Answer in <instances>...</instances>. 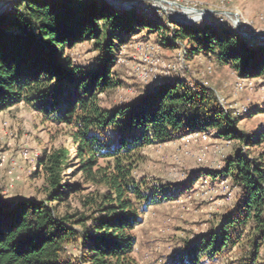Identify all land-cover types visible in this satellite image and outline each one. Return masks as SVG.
I'll use <instances>...</instances> for the list:
<instances>
[{
	"label": "trees",
	"instance_id": "1",
	"mask_svg": "<svg viewBox=\"0 0 264 264\" xmlns=\"http://www.w3.org/2000/svg\"><path fill=\"white\" fill-rule=\"evenodd\" d=\"M11 5L0 15V112L24 104L43 122L63 125L69 142L44 151L37 163L45 184L41 200L0 198V264H139L132 254L142 213L179 192L156 189L135 174L145 158L143 149L187 131L208 130L237 142L216 175L231 181L235 199L214 217L206 235L185 241L166 264L215 263L232 249L238 253L235 264H264V151L250 156L241 148L264 142V101L234 115L212 90L180 78L150 85L111 107L99 97L124 85L118 52L141 32L159 34L164 46L182 43L186 57L211 58L243 81L260 78L263 83L264 42H251L219 24L169 27L155 13L116 9L104 0ZM84 42L95 52L91 65L71 55ZM241 120L250 122L249 131L239 129ZM66 172L70 179L80 173L83 183L95 187L83 204L100 215L76 217L57 210L56 204L81 187L67 185Z\"/></svg>",
	"mask_w": 264,
	"mask_h": 264
},
{
	"label": "rangeland",
	"instance_id": "2",
	"mask_svg": "<svg viewBox=\"0 0 264 264\" xmlns=\"http://www.w3.org/2000/svg\"><path fill=\"white\" fill-rule=\"evenodd\" d=\"M164 1L168 3L141 0L135 7L125 10L136 9L150 17L155 13L169 27L173 23H212L235 29L233 21L238 20L242 30L253 36L246 39L264 42V0ZM11 4L3 12L9 11ZM184 8L193 12L186 13ZM187 18L195 19L183 21ZM158 35L141 32L120 47L116 63L124 85L111 93L100 94L103 106L127 103L150 85H159L168 78L185 79L190 85L199 84L212 90L221 107L234 115H243L249 106L261 105L264 101V83L260 78L243 81L228 66L219 65L211 58L201 55L186 57L182 43H178L177 48L164 46ZM71 55L78 63L91 65L95 52L89 42H84L77 45ZM258 118V121L262 119ZM249 123L241 120L239 129L249 131ZM66 131L63 125L43 122L33 109L21 103L0 112L1 199L12 202L44 197V178L41 173H36L37 163L44 151L69 142ZM193 132L197 131H187L171 142L143 149L145 158L135 174L145 177L156 189L172 187L179 192L173 193L169 200L149 205L142 213L141 222L134 231L132 254L139 264L168 263L181 251L185 241L192 242L206 235L211 221L216 219L214 217L231 206L235 199L236 188L231 181L216 175L237 147V142L218 137L215 130L205 131V139L188 138ZM241 148L245 153L250 151L251 156L264 151V142L256 147ZM66 174L67 185L81 183V187L69 194L65 201L56 204L57 210L76 217L100 215L95 207L83 204L86 195H94L95 187L83 183L80 173L73 179H70L72 174ZM100 191H103L102 187ZM87 223L91 220L88 219ZM70 252L75 254L76 249L70 247ZM237 255L236 249H232L221 261L203 260V264H235Z\"/></svg>",
	"mask_w": 264,
	"mask_h": 264
},
{
	"label": "water",
	"instance_id": "3",
	"mask_svg": "<svg viewBox=\"0 0 264 264\" xmlns=\"http://www.w3.org/2000/svg\"><path fill=\"white\" fill-rule=\"evenodd\" d=\"M16 0H3L1 3H0V14L3 12V10L9 5L11 4L12 2H14ZM106 1L107 3L111 4L114 8L116 9H120V10H125V9H129V8H132V7H135V5L137 3H139L141 0H137V1H133V0H104ZM159 1H162L163 3H168L167 1H164V0H159ZM175 4V3H173ZM209 11V10H208ZM233 25L236 29V31L241 34L242 36L244 37H253L251 36L250 34H247L245 33L242 28H241V25L239 23L238 20H235L233 21ZM260 37V36H259Z\"/></svg>",
	"mask_w": 264,
	"mask_h": 264
},
{
	"label": "built area",
	"instance_id": "4",
	"mask_svg": "<svg viewBox=\"0 0 264 264\" xmlns=\"http://www.w3.org/2000/svg\"><path fill=\"white\" fill-rule=\"evenodd\" d=\"M207 137V134L205 131H197V132H193L191 135L188 136V138H193V140L195 139H205Z\"/></svg>",
	"mask_w": 264,
	"mask_h": 264
},
{
	"label": "bare ground",
	"instance_id": "5",
	"mask_svg": "<svg viewBox=\"0 0 264 264\" xmlns=\"http://www.w3.org/2000/svg\"><path fill=\"white\" fill-rule=\"evenodd\" d=\"M184 11H185L186 13L193 12L192 9H190V8H184ZM193 19H195V18H187V19H183V21H185V22H189V21H192Z\"/></svg>",
	"mask_w": 264,
	"mask_h": 264
}]
</instances>
